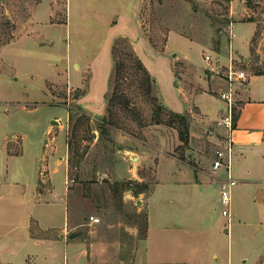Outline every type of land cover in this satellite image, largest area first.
<instances>
[{
    "label": "rangeland",
    "instance_id": "rangeland-1",
    "mask_svg": "<svg viewBox=\"0 0 264 264\" xmlns=\"http://www.w3.org/2000/svg\"><path fill=\"white\" fill-rule=\"evenodd\" d=\"M230 57L245 73L264 71V0H0V114L15 116L6 134L23 129L31 153L48 130L54 160H67L75 218H98L74 231L111 248L112 260L131 258L144 227L143 197L114 191L115 180L144 194L157 182L162 202L174 199L179 160L210 172L243 87L229 111L220 93ZM9 135L7 148L19 145ZM220 189L212 181L181 198L206 201V264H222L210 259L216 250L264 243L258 186L231 188L228 231Z\"/></svg>",
    "mask_w": 264,
    "mask_h": 264
},
{
    "label": "crops",
    "instance_id": "crops-1",
    "mask_svg": "<svg viewBox=\"0 0 264 264\" xmlns=\"http://www.w3.org/2000/svg\"><path fill=\"white\" fill-rule=\"evenodd\" d=\"M260 72H247L243 87L235 92L239 101L238 112L234 128L226 136L234 144L230 174L237 180L236 184L244 181L258 186V197H254V203L259 209L264 207V71ZM233 87L235 90L240 88L238 83ZM14 117L0 114V264L208 262V244L201 228L209 217L206 201L190 202L181 198L183 193H198L200 186L203 188L212 181L221 184L226 175L222 167L212 170L211 162L210 172L198 168H193V171L179 160V177L174 176V183L170 187L174 191V199L166 197L162 202L155 199L157 182L147 190V194L139 191L138 194L143 197L141 209L146 221L144 235L138 237L130 259L112 260L108 258L111 248L91 238L88 240L82 232L74 231L93 221L80 222L73 214L67 160L63 155H58L54 160L53 144L45 139L48 130L43 131L37 150L29 153L25 151L28 136L23 129L13 130L11 136L6 134V125ZM7 135L19 138V145H10L16 149L7 148ZM116 152L122 158L132 153L130 149L122 147ZM127 196L130 194H125V198ZM80 197L81 202L87 199L84 193ZM260 216L259 219L264 222V213ZM230 221L231 205L225 228L227 231ZM155 225L158 226L157 230L154 229ZM71 233H75V236L70 237ZM214 258L222 264H249L253 258L254 264H264V243L254 245L250 250L241 248L235 253L216 250L210 259Z\"/></svg>",
    "mask_w": 264,
    "mask_h": 264
},
{
    "label": "built area",
    "instance_id": "built-area-1",
    "mask_svg": "<svg viewBox=\"0 0 264 264\" xmlns=\"http://www.w3.org/2000/svg\"><path fill=\"white\" fill-rule=\"evenodd\" d=\"M206 63L210 65V56L204 55ZM226 69L225 82L227 83V89L220 93V97L225 100L228 110L231 109V104L233 102V93L235 83L243 84L246 80V73L243 69L237 67L232 57L229 58L227 65L224 67ZM212 70V69H211ZM224 126L229 131L231 129L230 117H226L224 120ZM234 144L229 139L226 138L224 143L216 148L213 153L212 159V170H216L222 167L226 171L225 177L222 179L221 189H220V204L221 213L226 216L227 219L230 217V205H231V188L236 184V179L230 174L231 159L233 156ZM90 220L97 222L98 218L90 216Z\"/></svg>",
    "mask_w": 264,
    "mask_h": 264
},
{
    "label": "trees",
    "instance_id": "trees-1",
    "mask_svg": "<svg viewBox=\"0 0 264 264\" xmlns=\"http://www.w3.org/2000/svg\"><path fill=\"white\" fill-rule=\"evenodd\" d=\"M138 62V61H137ZM261 72H259L258 74H260ZM176 117H180L181 119H183V116H176ZM235 120H236V116H234L233 118H232V125H231V128H234V125H235ZM179 139L185 144V143H187V136H186V133H185V131H179ZM112 186H113V189H114V191L115 190H130V189H133V192L134 193H136V192H139V191H137L138 189H137V187H136V183H135V181H131V180H127V181H123V182H119V181H115V183H113L112 184ZM144 227H143V233H142V235H144V232H145V228H146V221H145V215H144Z\"/></svg>",
    "mask_w": 264,
    "mask_h": 264
},
{
    "label": "water",
    "instance_id": "water-1",
    "mask_svg": "<svg viewBox=\"0 0 264 264\" xmlns=\"http://www.w3.org/2000/svg\"><path fill=\"white\" fill-rule=\"evenodd\" d=\"M139 202V201H138ZM75 236V233H71L70 234V237H74Z\"/></svg>",
    "mask_w": 264,
    "mask_h": 264
}]
</instances>
